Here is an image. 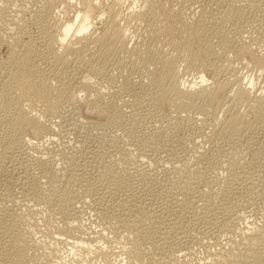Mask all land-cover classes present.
<instances>
[{
	"label": "rangeland",
	"instance_id": "374dc122",
	"mask_svg": "<svg viewBox=\"0 0 264 264\" xmlns=\"http://www.w3.org/2000/svg\"><path fill=\"white\" fill-rule=\"evenodd\" d=\"M31 1H23L26 10L24 8L22 10L25 17L23 16L22 19L23 28L21 26V30L26 33L23 32L20 35L22 37L27 34L28 38L26 35L21 40L23 39L24 42L28 40L29 45L33 44L30 49L37 52L38 50L34 47L37 45V48H40L42 45H40L41 37L37 38L40 36L37 33L39 31L38 25L35 24L33 18L31 19L33 14L30 13V9L34 8L35 4L40 5L41 0ZM78 1L74 2L69 9L59 2L56 12L61 21H65L64 19L67 18L70 21L75 19L77 12L81 11L80 2ZM92 1L95 2V6L98 4L94 10V15L104 11V21L108 19L122 29L126 27L124 33L127 41L123 46L126 48L123 51L120 50L121 52H116L111 59L110 57H106V60L105 57L102 58L104 62L107 61L106 63L102 59L101 63L99 55L92 53H97V48L93 47L91 52L86 53L82 58L83 63L81 61L74 63L76 61L72 59L71 64L65 69L61 67L60 63L52 67L46 62H38L37 70L42 72L43 75L47 74L48 79L53 80V84L54 81L56 83V80H58L57 73L58 75L63 73V77H69L66 79H70V73L77 70L76 72L79 71L81 77L86 76L90 86H93L92 91H96V95L99 94L97 105L92 108H87L85 105L89 99H87L86 91L77 93V96L73 98V102L69 98L67 99V101L69 100L68 103L63 100L62 108L48 119L46 125L52 135H45V137L47 136V138H44L45 140L38 139V132L29 126L14 127L10 123L13 109L22 91L13 89L12 93L4 92V96L0 93V219L7 217L6 219L9 220L14 214L16 217L13 219L16 218L18 222H21L18 218L23 217L25 224H22L26 225L27 229L25 227L21 228L22 230L25 228L26 232H33L31 238H36L33 239V246L35 244L37 246L39 242L42 243L44 239L47 240L43 243H50L51 246L53 240L55 243V238L59 241L62 240L63 244L65 243L62 246L67 249L65 255L63 254L65 260H70L74 256H81L86 261L85 264H103V259L107 256L112 261L114 258L113 263L119 261V263H125L128 258L126 257V251L130 246L136 244L134 246L139 245L144 249L151 246V244L147 245L149 243L148 239L141 241L140 238H137L136 231L139 232L144 228L146 237L150 239L153 237V243L156 241L155 237L159 235V232H170L167 235L168 239L164 244L165 247L159 245L162 241L156 242L158 244L155 243L154 248L152 247L151 254L147 251V248V250L141 248L144 250H141L144 257L140 259H144V261L142 260L140 263L172 264L174 258L172 262L169 258V263L166 260L172 253L175 258L177 257V260H182L178 257H181V253L182 255L185 254V260L188 259L186 261L190 264L207 263L210 260L207 254L215 253L216 248L226 245L231 239L234 240L235 238L234 241H236L237 238L240 241L238 238L242 235L241 233L246 232L248 227L251 226L252 228V225L255 227L264 221V121L258 122L260 117L264 118V66H258L248 55V53H252L264 61V16L262 15L264 12L257 13L251 5H243V3L240 6L235 2L236 4L230 6L231 0L230 2L229 0H186V2L180 0L182 7L176 5L174 8L182 9L184 7L186 10H183L185 11L184 17H186L187 22L194 23L195 19H198L202 13L206 12L208 14L207 19L210 20H207L205 30L209 37H205L206 39L202 44L198 43L194 46V51L198 56L195 62L190 63L186 58L181 57L179 60L177 59L178 61L172 63L167 60L173 54L171 51L168 52L167 48L164 49L167 50L164 53L163 47L159 48L161 45L158 46V53L149 58L150 60L144 61L143 55L134 54L135 47L143 51L144 47L142 46L151 42L152 32L150 33V31L155 30L152 27L158 21L154 22L150 29L147 28V26H150L148 23L143 24L133 16L131 18V14L136 11L151 13L152 11L149 10L148 6L152 0H149V2L148 0ZM160 1L164 4L166 0ZM172 4L170 5L173 6ZM170 5L166 4L165 8L170 7ZM228 6L231 7L230 15L221 22L216 21L219 16L223 15V11ZM95 12L97 13L95 14ZM158 24L160 26V23ZM93 26L97 28L100 25L95 22ZM155 27L158 28V25ZM146 28L149 29L148 33ZM68 38L73 42L72 40L77 37L71 36L70 38L69 36ZM68 38L66 42L70 41ZM34 40L36 42H33ZM206 41L211 43H208L211 47L214 46L212 53L209 55L207 54L209 52H205L204 48ZM30 42L32 43L30 44ZM241 50L246 53L243 55ZM160 51L162 52L160 53ZM9 52L6 45L0 47V63L7 61ZM40 53L45 54L43 58L48 57H46L47 62L52 57V52L43 48ZM91 53L99 60L95 59L94 56L90 58ZM135 56L136 58H134ZM34 59L36 58H31V64L35 63L36 67L37 62L36 60L33 61ZM86 59L88 60L86 61ZM211 64L214 66L217 64L220 66L221 72L224 71L223 74L219 71V75H217L219 78L216 77L221 89H215L213 95L209 98L193 102V104L181 103L168 92L167 88L173 80L183 85L184 88L189 85L192 87V84L199 82L201 74L207 78L208 84H212L210 79L213 74L207 68ZM81 66H84V68ZM226 69L229 72L227 74ZM53 73L56 74L53 75ZM234 80H238L239 84H234ZM250 82L253 83V87L248 86ZM238 85L243 87L242 89L251 87L252 90L246 92V95L242 94L240 93L241 90L237 89ZM132 86L140 92V96H132L130 92ZM143 91L144 96L142 95ZM147 95L148 97H145ZM143 98L144 100H142ZM156 98L159 99L157 102L155 101V104L150 102ZM254 98L260 99L262 104L255 107ZM69 158L70 160L72 158V160L70 161ZM42 162H46V164ZM49 163H52V165ZM46 165L50 168L48 169ZM24 173L26 174L24 175ZM198 173H201L199 174L200 177L197 178H201L199 180L202 185L201 191L202 188H205V191L203 190V195H205L203 198H199V201H195V207H193L194 203L193 205L190 204L192 208L190 205L186 206L188 210L185 209V218L181 222L180 231L179 229L171 230L166 225V221H163L165 224L160 228L157 224L154 225L155 218L152 216V212L146 213L147 211L143 208L150 207V204H153L152 207H165L167 209L166 206L178 199V187L184 186L187 178L196 181V179H193ZM237 175L239 176L237 177ZM53 176L55 177L54 180L52 179ZM35 178L40 182L38 190L23 188L27 187V184L33 183ZM204 183L206 186L203 185ZM65 187L68 189H65ZM254 189H258V191ZM113 190L116 196L117 194L120 196L127 193L130 196V202L133 203H130V205L137 206L131 208L136 213H130L131 209L128 211L127 209L114 207V201L109 199V196L110 198L114 197L109 195ZM1 194L3 195L1 196ZM11 207L15 208L12 209ZM9 208L13 211L12 214L10 212L7 215ZM114 208L118 209V216ZM119 209L124 213L122 214ZM125 211H127L126 214ZM127 213L130 214L129 219L125 216ZM134 213L138 215L136 216ZM148 214H151V219L148 218L149 216L147 217ZM110 215L111 217L115 215V217L106 220ZM120 215L125 216L127 219L124 217L123 221L122 217L119 218ZM117 217L123 222L118 220ZM27 218L29 219L27 220ZM133 220L136 224L138 223V228L134 222H131ZM107 221L109 223L114 222V224H107ZM30 222L32 225H30ZM128 223L132 228L130 225V228L128 227ZM28 226L33 227V229L36 228L37 232L36 229L33 231ZM103 229L104 232L106 230L105 233ZM132 233H136L135 236ZM128 235H130L129 239L133 236L136 237L133 240L131 239L134 242L128 240ZM92 237L96 238L95 241ZM228 237L232 238L229 239ZM48 239L53 240L51 242ZM135 241H140L143 244ZM54 243L53 246L56 244ZM57 246V249L60 246L58 252L61 251L63 247L57 244L54 247ZM169 247L172 248L169 249ZM31 248L27 252L28 255L30 251L28 263L31 264L30 260L33 258L31 262L39 264L42 261L43 254L41 251H38V253L35 247L34 252L33 247ZM171 249L172 252L169 251ZM167 251L169 255L166 254ZM103 252L106 254H101ZM150 255L157 258L155 257L154 260L152 257L154 260L152 261ZM34 257L36 260H34ZM37 261L39 262L37 263ZM253 261L259 263L257 259H253ZM43 262L40 263L43 264ZM249 263H253L252 260Z\"/></svg>",
	"mask_w": 264,
	"mask_h": 264
},
{
	"label": "bare ground",
	"instance_id": "6f19581e",
	"mask_svg": "<svg viewBox=\"0 0 264 264\" xmlns=\"http://www.w3.org/2000/svg\"><path fill=\"white\" fill-rule=\"evenodd\" d=\"M23 1L25 0H0V47L6 45L7 48H9V56L7 58V61L5 62H1L0 63V93L4 96V92H11L13 89H18V91H22V94L19 96L18 100L16 101V104H15V107L13 109V117L11 116L12 120L10 121L11 125L14 126V127H24L25 126H29L31 128H33L34 131H37L38 132V136L42 139L44 138H47V136H49L51 133L49 131V128L48 126L46 125L47 122H48V119H50L51 115H53L55 112H57L58 110H60V108H62L61 106L64 104L63 103V100L64 101H67V99H71L72 102H73V98L75 96H77L76 94L79 93L80 91L82 92H85L87 93L88 97V101H86V106L87 108H92L94 106H96V102L98 100V97H99V94H95L94 91H92V87L90 86L89 82L87 81L88 79H86V76H83L81 77L80 76V73L78 72H72L70 73L71 75L70 76V79H66V78H69V77H63V73L58 75V73L56 74L57 77H58V80H56V83L54 81V84L52 83V81H50L48 79V75L45 74L43 75L42 72H40L39 70H37V66H38V62L39 63H48L49 66H54L55 64L57 63H60L61 64V67H63L64 69L65 68H68V66L71 64L72 62V59H75L76 62L74 63H79L82 58L85 56L86 53H90L91 52V49L92 47L93 48H97V53L96 52H92V53H95V54H98L100 57V60L102 58L105 57V60H106V57L111 59V57L116 53V52H119L120 50L123 51V49H125L126 47H123L125 46V42L127 41L126 40V37H125V33H124V28L126 27H123L120 28V27H117L115 24H113V22L109 21L108 19H106L105 21L103 20V12L102 11L101 13L98 12V14H96L97 12H95L96 15H94V10L96 9V5L95 6V2H93L92 0H41L39 2L40 5H34L35 7L30 9V13H32V17L31 19L33 18L35 20V24L38 25V30L37 33L39 37L37 38H40V48H37V45L34 47L35 49H37L38 51H32V49H30V46L33 45L31 44L32 42H30L31 45H29V41L27 40V42H24L21 40V38H23V36L21 37L22 33L24 32V34L26 33L25 31H22L21 29L23 28V23H22V19H23V14H22V10L24 8V10H26V7H24V3ZM28 1V0H27ZM33 1V0H32ZM31 1V2H32ZM76 1L80 2V9L81 11H78L77 12V15L75 17L74 20H68L67 19H64L65 21H61L60 17L57 15L58 13L56 12L57 11V6L59 4V2H61V4H63L67 9L71 8L74 4V2L76 3ZM189 1V0H188ZM187 1V2H188ZM228 1V0H227ZM225 1V2H227ZM30 2V0H29ZM63 2V3H62ZM149 2V0H148ZM186 2V0H185ZM230 2V0H229ZM238 3L240 6L242 5H251L253 10L257 11V13H260V12H264V0L260 1V0H231V4L230 6H232L234 3ZM37 3V2H35ZM170 5L172 4L173 6L170 5V7L168 6V8H165V5L166 4ZM165 3L163 4L160 0H152L149 2V12L151 13H147L146 11H136L134 12L133 14H131V18L132 16L138 20V21H141L143 24L144 23H148L150 26H147V28L149 27L151 29V25L154 23V22H157L160 23V26L158 23H156V25H158V28H156L155 26L152 27V29H155V30H151L150 33L152 32V37L150 38L151 42L147 43V44H144V49L143 51L140 49H137L136 47L134 49L135 52L134 54L135 55H140L142 56L143 55V60H150L149 58L153 57L157 52L158 50V46H160L159 48L163 47V51L164 53H166V51L168 50L171 51V53L173 54L172 56H170L171 58L168 59L167 61L169 62H176V60L179 58H186V60L190 61L191 62H195L198 58L197 56V53H195L194 51V46L198 43L202 44V42L204 41V39H206L207 37H209V35H207L208 33H206V30H205V24L207 22V13L204 12L202 13V15H200V17L198 19H195L196 21L194 23H190V22H187V20L185 19L186 17H184V12L186 11L184 9V7L182 9H178L179 6H181L182 2H180V0H166ZM235 3V4H236ZM197 4V2H196ZM228 4V3H227ZM228 4V5H229ZM76 5V4H75ZM74 5V6H75ZM178 6V7H175L174 6ZM100 6V5H99ZM98 6V7H99ZM219 6V5H218ZM228 6L226 8V10H224L223 12V15L219 16L218 19H216V21L218 22H221L223 21L225 18H227V16L230 15V12H231V7ZM33 7V6H32ZM79 7V6H78ZM182 7V6H181ZM180 7V8H181ZM76 8V7H75ZM103 8V7H102ZM147 8V7H146ZM194 8V7H193ZM251 8V9H252ZM79 10V9H78ZM101 10V9H100ZM185 10V11H183ZM243 11V10H242ZM106 12V11H105ZM215 12V11H214ZM251 12V11H249ZM29 13V14H30ZM130 13V12H129ZM106 14V13H105ZM222 14V13H221ZM227 14V15H226ZM246 14V13H245ZM252 14V13H251ZM31 15V14H30ZM61 15V14H59ZM219 15V14H218ZM258 15V14H257ZM264 16V14H262ZM63 16V15H62ZM186 16V15H185ZM25 17V16H24ZM65 17V16H63ZM105 17V16H104ZM214 17V16H213ZM133 18V20H134ZM211 18V17H210ZM60 19V20H59ZM129 19V18H128ZM213 19V18H212ZM211 19V20H212ZM215 19V18H214ZM127 20V19H126ZM210 20V19H209ZM263 20V19H262ZM94 21V22H93ZM125 21V20H124ZM132 21V20H131ZM190 21V20H189ZM214 21V20H213ZM215 21V22H216ZM24 22V21H23ZM28 22V21H27ZM33 22V21H32ZM97 22V25L99 24L100 26L99 27H95L93 26L94 23ZM140 22V23H141ZM212 22V21H211ZM115 23V22H114ZM34 24V25H35ZM138 24V23H137ZM218 24V23H217ZM262 24V23H261ZM131 25V24H130ZM129 25V26H130ZM146 25V24H145ZM22 26V28H21ZM25 26V25H24ZM95 27V28H94ZM155 27V28H154ZM91 28V30H90ZM146 28V29H147ZM140 29V28H139ZM145 29V28H144ZM149 29H147V33L149 32L148 31ZM217 31V30H216ZM218 33V32H217ZM21 34V35H20ZM27 35V34H26ZM25 35V36H26ZM78 35V36H76ZM145 35V34H144ZM148 35V34H147ZM215 35V34H214ZM24 36V37H25ZM37 36V35H36ZM70 36H73L75 38L74 40H72L73 42H71V39H69L68 37ZM151 36V35H150ZM28 38V35L26 36ZM30 37V36H29ZM32 37V36H31ZM206 37V38H205ZM215 37V36H214ZM33 38V37H32ZM67 38L70 40L68 42L67 41ZM259 38V37H258ZM30 39V38H29ZM73 39V38H72ZM145 39V38H144ZM262 39V38H261ZM37 40V39H35ZM33 41V42H36V41ZM139 40V39H138ZM32 41V39H31ZM130 42V41H129ZM225 42V41H224ZM255 42V41H254ZM208 43H210L208 41ZM207 41L205 42L206 46L204 47L205 48V52L208 51L209 53H207L208 55L212 53V50H213V47H211V43L208 44ZM129 44V43H128ZM208 44V45H207ZM213 44V43H212ZM226 44V43H225ZM228 44V43H227ZM127 45V44H126ZM204 45V43H203ZM38 46V47H39ZM200 46V45H199ZM91 47V48H90ZM33 48V47H32ZM42 48L45 49V50H48L49 52H52V60L50 58V60L47 62L48 59H46L47 56H45V58H43V55L45 54L44 53H40L42 52ZM167 48V50L165 51L164 49ZM198 48V47H197ZM203 48V49H204ZM222 48V47H221ZM130 49V47H129ZM241 49V48H240ZM161 50V49H160ZM250 50V49H249ZM259 50V49H258ZM61 51V52H60ZM89 51V52H88ZM220 51V50H219ZM242 51V50H241ZM246 51V50H245ZM121 52V51H120ZM162 51H160L161 53ZM253 52V51H252ZM91 53V57L92 58L94 56L95 58V55ZM243 53V51H242ZM241 53V54H242ZM246 53V52H244ZM243 53V55H244ZM257 53V52H256ZM50 54V53H49ZM50 54V55H51ZM123 54V52H122ZM133 54V53H132ZM206 54V55H207ZM240 54V55H241ZM49 55V56H50ZM89 55V54H88ZM170 55V54H169ZM248 55H250V58L251 60L256 63L258 66H264V61L263 60H260L256 55H253L252 53H248ZM134 56V55H133ZM36 58L34 59L33 61L36 60L37 64H36V67H35V63L34 64H31V58ZM48 58V57H47ZM136 58V56L134 57ZM97 59V58H95ZM141 59V58H140ZM163 59V58H162ZM166 59V57H165ZM6 60V59H5ZM88 59H86L87 61ZM99 60V59H97ZM103 60V59H102ZM102 60L100 61L102 63ZM135 60H138V59H135ZM177 60V61H178ZM85 61V62H86ZM216 61V60H215ZM82 62V61H81ZM99 62V61H98ZM104 62V60H103ZM107 62V61H106ZM104 62V63H106ZM141 62V60H140ZM83 63V62H82ZM88 63V62H87ZM215 63V62H214ZM99 64V63H98ZM195 64V63H193ZM209 64V63H208ZM80 65V64H78ZM89 65V64H88ZM93 65V63H92ZM100 65V64H99ZM77 66V65H76ZM85 66V65H84ZM84 66L82 68H84ZM103 66V65H102ZM217 64L216 66L214 65H209L207 66L208 70L212 72L213 76L212 78L210 79L212 82V84H208V80L207 78H205V76H203V74H201V78L199 79V82L195 83V84H192L193 86L190 87L189 86H184L179 84L176 80H173L171 85L167 88L168 89V92L173 95L178 102H186V103H189V104H193V102H196V101H199V100H204V99H207L209 98L210 96L213 95L215 89H221L220 85L217 83L218 81L216 80V77L217 75H219V71L221 72L220 70V66H218L217 68ZM222 66V65H221ZM226 66V65H225ZM75 67V66H73ZM99 68V66H97ZM101 67V66H100ZM224 67V66H222ZM221 67V68H222ZM48 68V67H46ZM62 68V69H63ZM78 68V67H77ZM81 68V69H82ZM86 68V67H85ZM88 68V67H87ZM94 68V67H93ZM122 68V67H121ZM53 69V68H52ZM80 69V70H81ZM223 69V68H222ZM42 70V69H41ZM61 70V69H60ZM74 70V69H73ZM93 70V69H91ZM227 70V69H226ZM225 70V71H226ZM230 70V69H229ZM55 71V70H54ZM57 71V70H56ZM72 71V70H71ZM94 71V70H93ZM224 71V70H223ZM222 71V72H223ZM47 72V71H46ZM87 72V71H85ZM91 72V71H90ZM221 72V74H223ZM67 73V72H66ZM88 73V72H87ZM92 73V72H91ZM102 73V72H101ZM229 73L228 70L226 72V74ZM53 73V75H55ZM96 74V73H94ZM220 74V75H221ZM47 75V78L45 77ZM67 76V75H66ZM56 77V78H57ZM54 78V77H53ZM88 78V76H87ZM219 78V77H217ZM65 81V82H64ZM134 82V81H133ZM234 84L235 83H238V80H234L233 82ZM57 86H56V85ZM134 84V83H133ZM253 83L250 82L248 84V86H251L253 87L252 85ZM131 86V85H130ZM239 86V85H238ZM134 86H132L133 88ZM138 87V86H137ZM136 87V88H137ZM141 87V86H139ZM233 87V86H231ZM241 87V86H239ZM237 88V89H240L239 92L242 93V94H245L246 92H249V90H252V88H246L245 89H242L243 87L241 88ZM131 88V87H130ZM129 88V89H130ZM132 91H130L132 93V96H140V92L137 91L136 89H132ZM139 90V89H138ZM145 90V89H144ZM140 91H142V89H140ZM13 92V91H12ZM11 92V93H12ZM99 92V90H98ZM97 92V93H98ZM238 92V90H237ZM142 93V92H141ZM239 93V94H240ZM151 94V92H150ZM142 95L144 96V91L142 93ZM149 95V94H148ZM145 96V97H148ZM232 95V94H231ZM238 95V94H237ZM246 95V94H245ZM1 96V95H0ZM240 96V95H239ZM238 96V97H239ZM144 97V98H145ZM243 97V96H242ZM144 98L142 100H144ZM5 99V98H4ZM148 99V98H147ZM159 98H156V99H152V103L155 104V101L157 102ZM255 99V98H254ZM257 99V98H256ZM254 100V104H255V107H258V105L262 104L260 101V99H257V100ZM146 100V99H145ZM69 101V100H68ZM68 101L66 103H68ZM146 102V101H144ZM149 102V101H147ZM146 102V103H147ZM71 103V102H69ZM151 103V104H152ZM72 104V103H71ZM75 104V103H74ZM142 104V103H141ZM153 104V105H154ZM66 105V104H65ZM64 105V106H65ZM150 105V104H149ZM152 105V106H153ZM68 106V105H67ZM251 107L254 108V106L251 105ZM252 108V109H253ZM65 109V108H64ZM79 110V109H78ZM54 116V115H53ZM10 119V118H9ZM76 120V119H75ZM264 121V118L260 117V119L258 120V122H263ZM257 122V123H258ZM72 123V122H71ZM263 124V123H262ZM258 125V124H257ZM72 126V125H71ZM256 126V125H255ZM261 126V125H260ZM11 127V126H10ZM12 127V128H14ZM69 128V127H68ZM71 128V127H70ZM74 132V130H73ZM45 135H47L45 137ZM52 135V134H51ZM45 140V139H44ZM47 141V140H46ZM49 141V139H48ZM40 143V142H39ZM39 148V147H38ZM7 152V151H6ZM46 153V152H45ZM49 153V152H48ZM47 154V153H46ZM3 157V156H2ZM43 157V156H42ZM69 157H73V156H69ZM7 158V157H6ZM253 158V157H252ZM9 159V158H8ZM25 159V158H24ZM41 160H43L42 158H39ZM254 159V158H253ZM11 160V159H10ZM38 160V159H37ZM48 160V159H47ZM64 160V159H63ZM66 160V159H65ZM64 160V161H65ZM68 160V159H67ZM70 160V158H69ZM69 160H68V163H69ZM72 160V158H71ZM70 160V161H71ZM45 161V160H44ZM253 161V160H252ZM251 161V162H252ZM263 161V160H262ZM9 162V161H8ZM26 162V161H25ZM37 162V161H36ZM50 162V161H49ZM63 162V161H62ZM234 162V161H233ZM248 162V161H247ZM43 163V162H42ZM256 163V161H255ZM254 163V164H255ZM259 163V161L257 162V164ZM43 164H46V162H44ZM48 164V163H47ZM50 165H52V163H49ZM64 164V163H63ZM74 164V163H73ZM80 164V163H79ZM23 165V164H22ZM178 165V164H177ZM47 166V165H46ZM70 166V165H69ZM80 166V165H79ZM90 166V165H89ZM243 166V165H242ZM86 167V166H85ZM16 168V167H15ZM47 168L49 169L50 167L47 166ZM84 168V167H83ZM24 169V168H23ZM71 169V168H70ZM75 169V168H74ZM174 169V168H173ZM240 169V168H238ZM30 170V169H29ZM184 170V169H183ZM199 170V169H198ZM203 170V169H202ZM255 170V169H254ZM68 171V170H67ZM66 171V172H67ZM180 171V170H179ZM28 172V171H27ZM32 172V171H31ZM87 172V171H86ZM183 172V171H182ZM193 172V171H192ZM200 172V171H199ZM244 172V171H243ZM65 173V172H64ZM81 173V172H80ZM88 173V172H87ZM171 173V172H170ZM191 173V172H190ZM252 173V172H250ZM262 173V172H261ZM26 173H24L25 175ZM193 174V173H192ZM201 173H198L196 174V177H194L193 180L196 179V181H192V179H189L187 178V181H185V184L184 186H181V187H178L179 190L177 191L179 197L178 199L174 200V202L172 201V204H170L169 206H166L167 209L164 208H160V207H152L153 204H150L151 206L149 207H144L143 210L145 209L146 213H151L152 216L155 218V221H154V225L157 224L158 225V228H160L162 225H164L165 223H163V221H166V225L171 229H181V222L182 220L185 218L184 214L186 213V206L187 205H193L194 203V206L195 207V201L198 200L199 198H203V190L205 188H202V191H201V184H200V179L197 178V177H200ZM18 175V174H17ZM36 175V174H35ZM42 175V174H41ZM66 175V174H65ZM70 175V174H69ZM72 175V174H71ZM76 175V174H75ZM243 175V174H242ZM241 175V176H242ZM250 175V174H249ZM253 175V174H252ZM258 175V174H257ZM29 176V175H28ZM43 176V175H42ZM74 176V175H73ZM180 176V175H179ZM188 176V175H187ZM191 176V175H190ZM193 176V175H192ZM239 175H237L238 177ZM21 177V176H20ZM26 178V176H24ZM44 177V176H43ZM57 177V176H56ZM65 177V176H64ZM63 177V178H64ZM67 177V176H66ZM81 177V176H79ZM185 177V176H184ZM236 177V179H237ZM248 177V176H247ZM246 177V178H247ZM251 177V176H250ZM259 177V176H258ZM68 178H70L68 176ZM67 178V179H68ZM73 178V177H72ZM71 178V179H72ZM75 178V176H74ZM192 178V177H190ZM244 178V177H243ZM249 178V177H248ZM31 179V178H30ZM39 179V178H38ZM53 180L55 179V177L53 176L52 178ZM65 179V178H64ZM70 179V180H71ZM172 179V178H171ZM203 179V178H202ZM259 179V178H258ZM5 180V179H4ZM26 180V179H25ZM32 180V179H31ZM52 180V181H53ZM169 180V179H168ZM244 180V179H243ZM262 180V178H261ZM260 180V181H261ZM27 181V180H26ZM36 181V182H35ZM35 181L33 183H29L27 184L26 186L27 187H23V188H27L30 190L33 188V190L35 189H39L40 187V182L36 180L35 178ZM72 181V180H71ZM77 181V180H76ZM192 181V182H191ZM17 182V181H16ZM31 182V181H30ZM170 182V181H169ZM181 182V181H180ZM183 182V180H182ZM242 182V181H241ZM244 182V181H243ZM21 183V182H20ZM24 183V181H23ZM21 183V184H23ZM184 183V182H183ZM182 183V184H183ZM239 183V181H238ZM251 183V181H250ZM16 184V183H15ZM25 184V183H24ZM23 184V185H24ZM68 184V183H67ZM215 184V183H214ZM244 184V183H243ZM5 185V184H4ZM29 185V186H28ZM71 185V184H70ZM176 185V184H175ZM205 185V183L203 184ZM245 185V184H244ZM263 185V184H261ZM22 186V185H21ZM66 186V185H65ZM89 186V185H88ZM179 186V185H178ZM206 186V185H205ZM247 186V185H246ZM251 186V185H250ZM67 187V186H66ZM65 189H68L66 188ZM209 187V186H208ZM264 187V185H263ZM89 188V187H88ZM256 188V187H255ZM114 189H117V188H114ZM249 189V188H248ZM253 189V188H252ZM26 190V189H24ZM251 190V189H250ZM254 190H257L258 189H254ZM7 191V190H5ZM29 191V190H27ZM88 191V190H87ZM107 191V190H106ZM110 191V190H109ZM118 191V190H117ZM205 191V190H204ZM42 192V191H41ZM64 192V191H63ZM62 192V193H63ZM108 192V191H107ZM113 191H111V196H114V197H111L109 196V199L113 200L114 203V207L116 208H120V209H127L128 211H130L131 208H135L133 207V205H130V196L126 194H122L119 196V194H117L116 196V193ZM2 193V192H1ZM9 193V192H8ZM22 193V192H21ZM109 193V192H108ZM118 193V192H117ZM205 193V192H204ZM258 194V192H256ZM28 194V193H27ZM30 194V193H29ZM37 194V192H36ZM58 194V193H57ZM66 194V192H65ZM106 194V193H105ZM104 194V195H105ZM3 194H1L2 196ZM7 195V194H6ZM31 195V194H30ZM62 195V194H61ZM262 195V194H261ZM33 196H34V193H33ZM66 196V195H65ZM69 196V195H68ZM225 196V195H224ZM6 197V196H5ZM59 197V196H58ZM62 197V196H60ZM3 198V197H2ZM1 198V199H2ZM7 198V197H6ZM36 198V197H35ZM38 198V197H37ZM36 198V199H37ZM63 198V197H62ZM107 199V198H106ZM168 199V198H167ZM40 200V199H39ZM102 200V199H101ZM109 200V201H111ZM146 200V199H145ZM4 201V200H3ZM104 201V200H103ZM199 201V200H198ZM197 201V202H198ZM7 202V201H5ZM36 202V201H35ZM108 202V201H107ZM116 202V203H115ZM4 203V202H3ZM171 203V202H170ZM2 204V203H1ZM133 204V203H131ZM167 204V203H166ZM7 205V204H6ZM105 205V204H104ZM108 205V204H107ZM112 205V204H111ZM190 205V207H191ZM15 206V205H14ZM18 206V205H17ZM16 206V207H17ZM10 207V206H9ZM22 207V206H21ZM99 207V206H98ZM101 207V206H100ZM113 207V206H112ZM123 207H126V208H123ZM130 207V208H129ZM189 207V206H188ZM189 207V208H190ZM12 208V207H11ZM15 208V207H14ZM12 208V209H14ZM142 208V207H140ZM192 208V207H191ZM12 209L9 208L7 215L12 214ZM24 209V208H23ZM26 209V208H25ZM115 209V208H114ZM119 209V210H120ZM11 210V211H10ZM116 210V209H115ZM123 210V211H124ZM139 210V209H138ZM142 210V209H140ZM185 210V211H184ZM188 210V208H187ZM197 210V209H196ZM2 211V210H1ZM17 211V210H16ZM29 211V210H28ZM110 211V210H109ZM114 211V210H112ZM117 211V216H118V209L116 210ZM122 212V210H120ZM208 211V210H206ZM205 211V212H206ZM26 212V211H25ZM56 212V211H55ZM120 212V213H121ZM127 211H125V214H126ZM136 211H132L131 209V212L130 213H133ZM140 212V211H139ZM16 214V212H14ZM27 213V212H26ZM107 213V212H106ZM114 213V212H113ZM124 212H122L123 214ZM134 213V214H135ZM2 214V212H1ZM18 214V213H17ZM102 214V213H101ZM109 214V213H108ZM115 214V213H114ZM140 214V213H139ZM142 214V213H141ZM151 214H148L147 217L148 218H152V216H150ZM130 215V214H129ZM128 213L127 215L125 216H129ZM136 216L138 214H135ZM143 215V214H142ZM141 215V216H142ZM165 218H164V216ZM3 216V215H1ZM5 216V215H4ZM22 216V215H21ZM124 216V217H125ZM140 216V215H139ZM138 216V217H139ZM6 217V216H5ZM10 217V216H8ZM14 217V214L13 216L11 217V219L9 218L6 219V218H3V219H0V264H29L28 263V255L30 253H28L27 255V252L28 250L33 247V252H34V247H35V250L38 252V251H41L42 252V261H39L40 262H43V264H85L86 261L84 259L81 258V256H74L72 259L70 260H65L64 259V253H66V250L65 247H63L65 245V243L63 244L61 238L59 241V239H56L55 238V243L57 245H61L63 244V248L65 249V251H63L64 249L61 248V251L58 252V250H60V246H59V249L58 246L57 247H54L56 244L54 243V240L53 239H48L49 241L53 240V243L55 244L53 246V243H52V246L50 245V243L48 244H44L45 241L47 239H44V243L42 242H39L41 244H37L36 246V242L34 243L35 246L32 245V242L36 239L34 236V240L31 238L32 237V233H29L30 231L26 232L25 231V228L27 229V227H25L23 224H25L23 217L20 219L18 218L21 222H18V220L15 218L13 219ZM114 216L111 217L108 216L106 220H111ZM122 217L123 218V221H124V217L123 216H119V218ZM126 218V217H125ZM189 218V217H188ZM29 218H27L28 220ZM116 219V218H115ZM118 219V217H117ZM127 219V218H126ZM129 219V217H128ZM138 219V218H137ZM31 220V219H30ZM35 220V219H34ZM120 220V219H118ZM136 220V219H135ZM122 221V220H120ZM119 221V222H120ZM122 221V222H123ZM130 221V220H129ZM34 222V221H32ZM37 222V221H36ZM128 222V221H127ZM131 222H134L135 226L137 227L138 223L136 224L135 221H131ZM131 222H129L131 224ZM143 222V221H142ZM152 222H153V219H152ZM23 223V224H22ZM28 223V222H27ZM31 223V222H30ZM38 223V222H37ZM44 223V221H43ZM105 223V222H104ZM114 224V222H112ZM112 223H109V221H107V224H112ZM128 223V227H129V224ZM252 223V222H251ZM255 223V222H254ZM262 224H259L255 227H253L254 225H252V228L251 226L248 227V229L246 230V232L244 233H241L242 235L240 236V238H238L240 241L237 240L236 238V241L235 238L234 240L231 239L230 237H228L229 239H231L230 241H228V243L226 245H222L220 248H216L214 251L215 253H212L211 254H207V256H209L208 258L210 259L209 262L207 263H204V264H250L249 262L252 260L253 263L257 264L256 262L253 261V259H257L259 260V263L258 264H264V221L261 222ZM106 224V226H107ZM117 224V223H116ZM133 224V225H134ZM143 225V223H141ZM145 224V223H144ZM250 224V223H249ZM23 225V226H22ZM29 225V224H28ZM32 225V223L30 224ZM29 225V226H30ZM35 225V224H34ZM141 225V227H142ZM148 225V223H147ZM151 225V223H150ZM28 226V227H29ZM36 226V225H35ZM105 226V225H104ZM144 226V225H143ZM229 226V225H228ZM249 226V225H248ZM24 228V230H22V228ZM39 227V226H38ZM131 227V225H130ZM129 227V228H130ZM139 227V226H138ZM137 227V228H138ZM140 227V228H141ZM247 227V226H246ZM29 228H32L33 227H29ZM28 230H31L29 229ZM40 228V227H39ZM109 228V227H108ZM132 228V227H131ZM134 228V227H133ZM150 228V227H149ZM164 228V227H163ZM36 229V228H34ZM33 229V231H34ZM157 229V228H156ZM155 229V230H156ZM146 230H148L146 228ZM160 230V229H159ZM163 230V229H162ZM161 230V231H162ZM183 230V228H182ZM244 230V231H245ZM32 231V230H31ZM110 231V230H109ZM166 231V230H165ZM174 231V230H173ZM178 231V232H179ZM36 232H37V229H36ZM103 232H104V229H103ZM106 232V230H105ZM104 232V233H105ZM134 232H135V229H134ZM137 232V238H140V240L142 241H146V239H148L149 243L146 244L149 245L151 244V246L149 247L148 246V252L150 253L151 251H153V248L156 244H158L159 242H161L159 245H163L165 247V243L168 239L167 235L168 233L170 232H159V235L157 237H155L156 241L153 243V237L150 239L148 237H146L145 235V230L144 228H142L139 232ZM155 232V231H154ZM90 233V232H89ZM108 233V232H107ZM131 233V232H130ZM152 233V232H151ZM156 233V232H155ZM154 233V234H155ZM133 234V233H132ZM136 234V233H135ZM135 234H133L135 236ZM153 234V233H152ZM173 234V233H172ZM176 234V233H174ZM110 235V234H109ZM232 235V234H231ZM90 236V235H89ZM101 236H102V233H101ZM126 236V235H125ZM129 236L128 235V240L131 241V239H135L136 237L133 236V238H130L129 239ZM132 236V235H131ZM152 236V235H151ZM177 236V235H176ZM236 236V235H235ZM43 237V236H42ZM49 237V235H48ZM77 237V236H76ZM94 237V236H93ZM92 237V238H93ZM100 237V236H99ZM110 237V236H109ZM53 238V237H52ZM226 238V236H225ZM81 239V238H80ZM91 239V238H90ZM96 239V238H95ZM95 239L93 238V240L95 241ZM172 239V238H171ZM85 240V238H84ZM117 240V239H116ZM120 240V239H119ZM137 240V239H136ZM151 240V241H150ZM37 241V240H36ZM40 241V240H39ZM42 241V240H41ZM92 241V242H94ZM97 241V240H96ZM127 241V239H126ZM138 241V240H137ZM135 241V242H137ZM38 242V241H37ZM52 242V241H51ZM131 242H134V241H131ZM140 242V241H139ZM137 242V243H139ZM158 242V243H156ZM114 243V242H113ZM120 243V242H119ZM128 243V242H127ZM142 243V242H140ZM156 243V244H155ZM168 243V242H167ZM143 244V243H142ZM141 244V245H142ZM145 244V245H146ZM169 244V243H168ZM222 244V243H221ZM68 245V244H67ZM66 245V246H67ZM117 245V244H116ZM129 245V244H128ZM132 245V244H130ZM136 245V244H134ZM130 246V248L126 251V254L128 257L127 258V261L125 263H113L114 261V258H113V261L108 259L107 256H105V258L103 259V264H138L140 263V261H144V259H140L144 256L142 251H144V247L142 246ZM146 245V246H147ZM219 245V244H218ZM153 247V248H152ZM159 247V246H157ZM156 247V249H157ZM162 247V246H161ZM168 247V246H166ZM144 250H142V249ZM160 248V247H159ZM158 248V249H159ZM172 248V247H169V249ZM32 249V248H31ZM69 249V248H68ZM155 249V250H156ZM163 250L165 248H162ZM142 250V251H141ZM161 250V248H160ZM159 250V251H160ZM217 250V251H216ZM35 251V252H36ZM91 251V250H90ZM93 251V249H92ZM91 251V252H92ZM95 251V250H94ZM157 251V252H159ZM169 251H173L172 249L169 250ZM32 252V251H31ZM32 252V254H33ZM36 252V253H37ZM105 252V251H104ZM101 253V254H104ZM147 252V253H148ZM155 252V251H154ZM166 252V251H165ZM35 253V255H36ZM39 253V252H38ZM37 253V255H38ZM146 253V252H145ZM144 253V255H146ZM156 253V252H155ZM31 254V255H32ZM64 254V255H63ZM106 254V253H105ZM104 254V255H105ZM151 254V253H150ZM168 254V251L167 253ZM173 254V253H172ZM172 254H170V256L166 259L167 261L169 260V258L171 259L170 262H172V259L174 258V263L172 262V264H190L188 263L185 258H186V255H182L181 253V257L178 256L179 258H181L182 260L180 259H176ZM34 255V254H33ZM32 255V256H33ZM36 255V256H37ZM41 255V254H40ZM103 255V256H104ZM156 255V254H155ZM169 255V254H168ZM111 256V255H110ZM148 256V255H147ZM154 256V255H153ZM150 255V258L152 259V257ZM199 256V255H198ZM206 256V257H207ZM156 257V256H155ZM155 257L154 260H155ZM188 257V256H187ZM30 258H32L30 256ZM40 258V257H39ZM147 258V257H146ZM157 258V257H156ZM163 258V257H162ZM166 258V256H165ZM33 259V258H32ZM30 260V263L31 264H34L32 263L31 261L33 260ZM176 259V260H175ZM34 260L35 257H34ZM149 260V259H148ZM152 259V261H154ZM190 260V259H189ZM206 260V259H205ZM37 261V263L39 262ZM161 261V260H160ZM39 264H42L40 263ZM147 262V260H146ZM157 262V261H156ZM165 262V261H163ZM196 262V261H195ZM145 263V262H143ZM150 263V262H149ZM148 263V264H149ZM169 263V261H168ZM192 263V262H191ZM194 263V262H193ZM251 263V264H253ZM90 264V263H89ZM142 264V262L140 263ZM153 264V263H152ZM167 264V263H166ZM170 264V263H169Z\"/></svg>",
	"mask_w": 264,
	"mask_h": 264
}]
</instances>
